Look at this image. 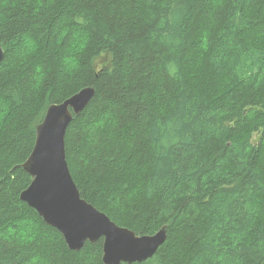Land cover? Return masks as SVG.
<instances>
[{"label":"trees","instance_id":"16d2710c","mask_svg":"<svg viewBox=\"0 0 264 264\" xmlns=\"http://www.w3.org/2000/svg\"><path fill=\"white\" fill-rule=\"evenodd\" d=\"M0 44V264H105L103 238L72 250L21 199L37 125L85 87L66 133L82 197L167 228L122 264H264V0H0Z\"/></svg>","mask_w":264,"mask_h":264},{"label":"water","instance_id":"95a60500","mask_svg":"<svg viewBox=\"0 0 264 264\" xmlns=\"http://www.w3.org/2000/svg\"><path fill=\"white\" fill-rule=\"evenodd\" d=\"M5 57V48L0 44V64ZM95 93L94 87H85L63 102L48 107L36 127L34 148L22 164L32 180L21 193V199L63 234L70 249L79 251L87 242L103 238L105 264L144 262L166 242V226L154 234H138L120 226L82 197L67 161V129ZM56 114L55 123L53 116Z\"/></svg>","mask_w":264,"mask_h":264},{"label":"clouds","instance_id":"9594fccd","mask_svg":"<svg viewBox=\"0 0 264 264\" xmlns=\"http://www.w3.org/2000/svg\"><path fill=\"white\" fill-rule=\"evenodd\" d=\"M65 63H66L67 69L71 71L76 64V60L74 57L69 56L68 58H66Z\"/></svg>","mask_w":264,"mask_h":264},{"label":"rangeland","instance_id":"374dc122","mask_svg":"<svg viewBox=\"0 0 264 264\" xmlns=\"http://www.w3.org/2000/svg\"><path fill=\"white\" fill-rule=\"evenodd\" d=\"M258 138H259V134L258 133H255L253 140L256 142V141H258Z\"/></svg>","mask_w":264,"mask_h":264},{"label":"snow or ice","instance_id":"6c2138e0","mask_svg":"<svg viewBox=\"0 0 264 264\" xmlns=\"http://www.w3.org/2000/svg\"><path fill=\"white\" fill-rule=\"evenodd\" d=\"M57 120H58V116H57V114H56V115L53 116V121L56 123ZM144 243H147V242H144Z\"/></svg>","mask_w":264,"mask_h":264}]
</instances>
